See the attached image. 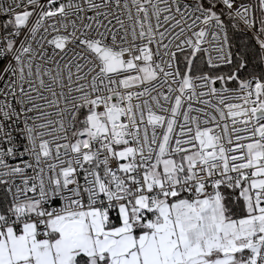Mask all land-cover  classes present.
Masks as SVG:
<instances>
[{
    "label": "snow or ice",
    "instance_id": "obj_1",
    "mask_svg": "<svg viewBox=\"0 0 264 264\" xmlns=\"http://www.w3.org/2000/svg\"><path fill=\"white\" fill-rule=\"evenodd\" d=\"M0 264H264V0H0Z\"/></svg>",
    "mask_w": 264,
    "mask_h": 264
}]
</instances>
